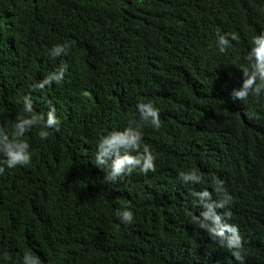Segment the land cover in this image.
Instances as JSON below:
<instances>
[{
  "label": "trees",
  "instance_id": "trees-1",
  "mask_svg": "<svg viewBox=\"0 0 264 264\" xmlns=\"http://www.w3.org/2000/svg\"><path fill=\"white\" fill-rule=\"evenodd\" d=\"M218 33L239 39L222 54ZM260 34L264 0H0V128L11 135L29 115L28 95L32 114L54 107L60 121L46 140L42 125L25 133L30 165L0 175V264L26 253L40 264H241L194 222L195 193L219 202L220 181L232 199L215 211L238 227L243 264H264V94L231 97ZM57 44L67 54L53 56ZM60 67L61 83L32 90ZM149 102L158 130L140 120ZM130 124L156 171L106 182L97 144ZM188 171L200 183L179 178Z\"/></svg>",
  "mask_w": 264,
  "mask_h": 264
},
{
  "label": "clouds",
  "instance_id": "clouds-1",
  "mask_svg": "<svg viewBox=\"0 0 264 264\" xmlns=\"http://www.w3.org/2000/svg\"><path fill=\"white\" fill-rule=\"evenodd\" d=\"M231 40H238L236 33L217 34V46L220 53H225L230 46L228 37ZM250 51L245 56L246 63L241 65L240 71L241 83L239 88H234L231 97L233 100L245 101L250 96L260 99L264 94V34L253 36L250 39ZM51 54L60 56L67 54V46L63 44L55 45ZM66 67H60L56 71L50 73L43 81L32 86L33 91L43 90L45 86L61 83L65 78ZM23 110L29 114L22 118L18 117L14 126V132L10 135L4 128H0V175L5 173L6 169H15L16 167H26L30 165L32 154L30 145L24 139L25 133L32 130L38 125H42L44 130L39 132V137L46 140L49 136L47 129L55 128L59 131L60 121L55 115V108H50L47 113V119L33 113V105L31 95L25 96L23 99ZM140 114V120L155 129L161 126L159 111L149 102L139 103L137 105ZM249 119L254 113H245ZM142 133L138 128H134L131 124L123 131L110 132L107 136L101 137L97 144V151L93 164L95 167L104 172L106 182L115 184L117 179L122 175H130L134 170H139L144 175L150 171L155 172V157L152 155L147 146L141 145ZM132 153H136L132 155ZM179 178L187 182L200 183L201 176L195 171L181 172ZM218 194H223V199L219 202L211 201V193L207 190L201 193H195L199 201V206L203 209L199 217L194 218V222L201 228L206 230L222 247L232 250L233 257L243 264L244 255L242 252L243 244L236 225L222 224V217L215 211L216 208H224L231 202V197L224 189L223 181L218 182L214 188ZM122 223L130 225L134 221V213L128 209L118 210L117 212ZM226 218L231 217L230 212H225ZM225 230L231 233L227 239L224 238ZM23 264H40L37 257L26 253Z\"/></svg>",
  "mask_w": 264,
  "mask_h": 264
}]
</instances>
